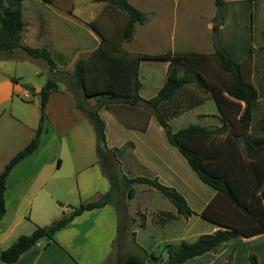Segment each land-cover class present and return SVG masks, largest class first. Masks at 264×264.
<instances>
[{
    "label": "trees",
    "instance_id": "16d2710c",
    "mask_svg": "<svg viewBox=\"0 0 264 264\" xmlns=\"http://www.w3.org/2000/svg\"><path fill=\"white\" fill-rule=\"evenodd\" d=\"M52 4L53 0H41ZM102 1V0H95ZM22 0H0V53L20 51L27 57L43 60L49 70L55 69L50 54L41 48H32L22 44L21 32L24 22L21 13ZM110 5L125 13L127 19L120 32V42H129L135 24L143 25L146 21L142 11L132 6L127 0H106ZM217 13L223 7L222 0H214ZM217 17L214 18V20ZM89 26L96 31L94 23ZM97 32V31H96ZM100 35V34H99ZM102 43L88 57L76 62L72 73L71 89L80 92L83 99L96 100L93 108L82 103L77 108L87 117L93 126L96 136V152L99 157L110 154L115 167L105 170L98 160L102 175L107 179L110 190L97 201L85 202L72 207L69 212L45 227H36L30 235L17 238L6 250L0 253V262L15 263L21 254L31 249L41 240L52 241L54 234L69 224L84 211L101 208L112 203L113 193L120 189L132 197V184H143L158 191L175 209V215L188 219L193 214L184 197L174 188L162 185L157 178L133 177L120 175L116 168L120 156L130 143L121 148L108 149L105 141V125L98 114L101 107L112 110L113 106L126 105L136 107L142 104L145 111H150L162 128L167 143L174 147L186 161L197 179L210 187L214 197L200 212V217L218 227L211 234L199 236L194 242H180L177 245H165L167 258L164 264H181L189 259L212 252L221 244L237 238H251L264 233V119L254 121V112L259 99L258 91L242 79L243 65L249 55L241 62H235L215 40L212 57L217 61L228 81H208L202 72L201 61L206 56L196 52L129 54L121 46H113L102 35ZM143 61L168 62L166 78L157 93L149 98H140L139 65ZM197 87L210 93L220 116L221 126L189 125L175 132L171 131L169 120L201 104L200 100H191L184 91L187 86ZM54 80L48 79L38 92L39 124L33 138L16 153L0 172V220L5 214L4 192L5 181L11 169L25 157L33 154L38 146L45 117V106L51 92L56 91ZM255 132L259 136L250 133ZM225 137L220 148L202 149L197 143H210L216 138ZM242 141L241 150L227 149V144ZM217 202H220L218 204ZM113 204V203H112ZM116 208V206H115ZM126 209L125 205H121ZM119 215V211L116 208ZM119 221L120 216H119ZM152 261L159 259L148 255ZM229 257L226 264H229ZM125 264H147L145 259L135 254H128ZM248 264H258L254 254L248 255Z\"/></svg>",
    "mask_w": 264,
    "mask_h": 264
},
{
    "label": "crops",
    "instance_id": "0c3cea01",
    "mask_svg": "<svg viewBox=\"0 0 264 264\" xmlns=\"http://www.w3.org/2000/svg\"><path fill=\"white\" fill-rule=\"evenodd\" d=\"M58 1L53 0L52 4L43 3L41 0H22L21 2L24 22L21 32L22 44L36 48L33 47L35 44L39 48L45 49L55 63V69L51 71L43 60L31 59L35 63H43L40 64L39 72L35 71L34 74L41 77L44 83L30 82L20 85L17 79L8 73H2L4 72L2 66L4 62L20 60L23 57L18 58L16 51L0 54V75L2 76L0 77V172L5 164L22 150L35 134L40 119L38 92L41 87L48 79H53L57 85L56 91L51 92L45 106L42 132L36 151L16 164L7 175L4 192L5 214L0 220V253L15 242L19 236L30 235L36 227H45L60 218L63 212H69L72 207H77L85 202L97 201L110 190L107 179L101 173L98 158L91 160L84 154L76 157L73 162L74 151L72 152L71 146L76 151L83 149V147L76 146L77 143L79 146L84 144V147L89 149L93 146V135H95V133H90L87 134V137H83L85 136L82 133L83 130L79 131L81 128L79 125L85 116L77 108V104L80 102L87 108H93L97 102L92 98L83 99L80 92H74L71 89L72 73L78 60L88 57L101 45L103 40L100 35L113 46H121L127 53H136L125 50L123 43L120 45L121 42L118 38L110 36V21L107 19L111 14L112 7L108 6L106 2L90 0L89 6H86L85 3L84 6L77 4L76 7L75 4L64 6ZM251 6L254 8V5ZM30 10H42L41 13H44L42 24H40L41 35L38 39L33 36V42L31 36L34 34V25L29 19L30 13L28 12ZM86 11H88L87 16L83 14ZM90 23H94L97 32L90 29ZM73 32L76 33V39L69 36ZM24 57L30 59L27 56ZM152 62L163 64L162 71L166 78L168 62ZM141 67L142 62L139 65L138 77L141 88L138 94L140 98L146 100L153 97L163 84L157 85L154 90L149 91L146 97L142 96L144 84L141 80ZM59 79L61 81H58ZM64 80L67 81L68 88ZM18 98L22 101L20 103L30 108H27L26 111L20 109L15 104V100ZM37 107L38 114L36 113ZM13 109H17L14 116L12 115ZM98 114L105 125V140L109 149L114 148L108 143V132L112 125L114 127L110 129L111 131L132 130L145 135L149 132L150 124L154 121L151 119L146 129L143 130L140 119L136 118L130 123L126 119L118 118L115 113L105 107H101ZM63 128L68 131L60 136L58 131ZM76 133L81 134L77 137L78 142L75 143L73 137ZM67 137L71 146L67 145L69 143L68 139L66 140ZM82 139L84 143H81ZM125 143L131 144L129 147L131 152L128 154L127 151H124L119 156L122 175L129 169L124 165L122 158H130L131 162L135 163L146 161L143 157V149L139 151V146L135 142L125 139L121 147ZM94 147L96 150V136ZM60 154H65V159L69 163V170L64 174L59 173L63 162ZM165 163L158 161L150 166L162 174L169 175L170 169L167 164L164 169H160L161 164ZM60 189H64L69 195H75V200L79 202V205L64 206L59 203L54 207L52 201ZM120 223L119 215L112 203L101 208L84 211L58 230L52 241L41 240L21 254L13 264H117L115 241L120 234L124 236L123 230L127 229L126 225H120ZM217 229L219 228L213 225L211 232L213 233ZM131 233H135L136 241L137 232L132 230ZM249 254H256L258 264H264V233L251 238H237L223 243L214 251L181 264H226L230 255L235 261L234 264H237L236 259L238 258L240 264H248ZM262 254L263 256H261ZM0 264L4 263L0 262Z\"/></svg>",
    "mask_w": 264,
    "mask_h": 264
},
{
    "label": "rangeland",
    "instance_id": "374dc122",
    "mask_svg": "<svg viewBox=\"0 0 264 264\" xmlns=\"http://www.w3.org/2000/svg\"><path fill=\"white\" fill-rule=\"evenodd\" d=\"M89 1L59 0L58 2L64 6L75 4L77 7V4L84 6L85 3L86 6H89ZM127 1L142 11L146 18L143 25H134L133 35L129 42H121L120 45L123 43V48L129 52L152 55L166 52L200 53L206 56V59L201 61V64L202 72L207 80L222 82L228 81L229 77L221 72L217 61L212 57L216 46L215 40L218 39L220 41V44L235 62L244 60L249 55V50L252 49L248 62L242 67L241 75L242 79L253 85L259 94L254 112V121L264 119V3H262L264 0H222L223 7L220 13H217L214 0ZM255 2L257 3L256 5L254 4ZM251 5H254V8ZM41 11L30 10L28 12L30 13L29 19L34 25V34L31 36V41L34 39L33 36L38 39L41 35L40 24H42L44 16V13H41ZM110 11L111 14L107 19L110 21V36L120 40V32L127 17L125 13L114 7ZM83 14L87 16L88 11ZM215 17L217 18L214 20ZM90 29L95 31L91 27ZM66 30L68 31L69 29L67 28ZM69 36L76 39L75 32ZM33 45V47L39 48V46ZM258 46L261 47L254 49ZM16 55L18 58H23L16 61L4 62L2 66L4 72L2 73H8L11 77H14L20 85L30 82L37 84L44 83L41 77L34 74L35 71L39 72L40 64L43 63H35L31 58L26 59L24 57L26 55L20 51H16ZM162 70V63L152 61L142 62L141 80L144 84L142 96L146 97L149 91L154 90L157 85L163 84L165 74ZM157 75L158 78L156 79ZM0 77L2 76L0 75ZM58 81H61V79ZM64 83L68 88L66 80H64ZM184 91L191 100H200L201 104L170 119L169 126L172 132L192 124L208 127L221 126L220 116L210 93L193 85L187 86ZM20 100V98L15 100V104L20 109L26 111L27 108H30L20 103L22 102ZM16 110H12L13 116L14 113H17ZM111 111L118 118L126 119L130 123L136 120V118L140 119L143 130L146 129L149 121L154 119L153 123L150 124L149 132L145 135L132 130L111 131L110 129L114 127L113 125L109 128L108 143L111 147L121 148L123 141L127 139L135 142L139 146V151L143 149L144 152L143 157L146 161L143 162L135 163L131 162L132 159L130 158H122L124 165L129 168L123 175L128 178H157L162 185L174 188L179 192L193 212L188 219L174 215L175 209L173 206L158 191L143 184L131 185L133 189L132 197H128L127 191L124 189H120L118 193H113L112 203L119 211L120 225H126L127 228L123 230L125 235L122 236L120 234L115 241V260L117 264H125L126 255L132 253L145 259L147 264H164L167 258L165 245H177L180 242L192 243L199 236L212 233L213 225L203 220L199 214L214 197L215 192L210 187L201 183L177 150L168 145L162 128L158 125L150 111L144 110L142 104L136 107L116 104ZM36 113L38 114V107ZM83 116L85 115L83 114ZM79 127L82 128H79V131L83 130L82 133L85 135L83 137H87V134L90 133L94 134L92 124L86 116L81 120ZM65 131H68V129L63 128L58 133L60 136H63ZM79 134L76 133L74 137L72 136L75 139V143L78 142L77 137H79ZM250 134L256 137L259 136L255 132H251ZM66 140L69 142L68 137ZM94 140L95 135H93V146L89 147V149L84 147V144L79 146L77 143L76 146L85 149L77 151L74 150L70 142L67 143L68 146H71V149L73 148L72 152L74 151V155L72 154L74 157L73 162L76 157L86 154L91 160L98 158L107 171L111 167H115L110 154L104 157L97 155ZM224 140V136L221 138L216 137L210 145L200 141L197 143V146L202 149H209L211 148L210 146L220 148V141L224 144ZM80 141L84 143L83 139ZM129 147H131V144L124 150L128 154L131 152V148ZM227 147L232 152L236 148L237 150H241L243 142L239 141L237 144L228 143ZM60 156L63 162L59 173L64 174L69 170V163L65 159V154H60ZM116 159L118 162L121 160L119 156H116ZM158 161L166 162L165 164H161L160 169H164L167 164L170 169V171L167 170L170 173L169 175L162 174L150 166L156 164ZM116 168L121 175L120 162L116 164ZM55 197L54 201H52L54 207L58 206L59 203L64 206L79 205V202L75 200V195H69L64 189L58 190ZM217 203L220 204V202ZM122 204L126 206L125 210L121 208ZM132 230L137 232L136 241L135 233H131ZM150 254L158 258L159 261H152L148 257ZM229 259V264L235 263L231 255ZM236 262L240 264V259H236Z\"/></svg>",
    "mask_w": 264,
    "mask_h": 264
}]
</instances>
